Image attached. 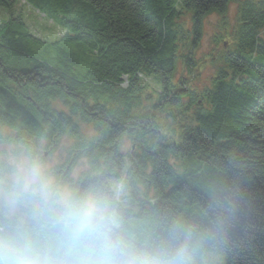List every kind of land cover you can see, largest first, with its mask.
I'll return each mask as SVG.
<instances>
[{
  "label": "trees",
  "instance_id": "obj_1",
  "mask_svg": "<svg viewBox=\"0 0 264 264\" xmlns=\"http://www.w3.org/2000/svg\"><path fill=\"white\" fill-rule=\"evenodd\" d=\"M26 1L66 33L49 43L31 35L20 15L0 23V188L12 173L6 148L42 160L43 143L69 137L74 159L86 160L89 171L69 180L65 169L63 183L109 196L126 253L264 264V0L240 2L233 47L217 58L211 85L182 93L177 85L185 82L173 81L181 37L193 35L194 48L204 17L224 14L231 0ZM13 6L0 0L2 9ZM149 77L159 85L150 94L154 118L149 84L141 83ZM124 136L139 142L130 154ZM111 182L130 190L128 203ZM24 197L29 218L0 206V236L20 233L52 264H75L57 203L37 209L31 194Z\"/></svg>",
  "mask_w": 264,
  "mask_h": 264
},
{
  "label": "rangeland",
  "instance_id": "obj_2",
  "mask_svg": "<svg viewBox=\"0 0 264 264\" xmlns=\"http://www.w3.org/2000/svg\"><path fill=\"white\" fill-rule=\"evenodd\" d=\"M241 1L242 0H231L227 5V10L224 14H219L217 12L207 14L202 22L201 38L196 44L194 43V48L191 46L193 35L181 37V48L178 52L179 60L176 71L173 75V81L176 76H180L185 82L182 85H177V90H181L179 93L186 92L190 89L202 90L206 86L211 85V77L215 76L217 70L220 68V59L217 60V58L222 55L225 50H230L233 47V36L236 27L239 24V5ZM13 3L14 6L11 11L0 8V23L7 21L12 15H20L31 35L49 43L60 40L66 33V31L56 21L40 13L38 10L29 5L26 0H13ZM189 16L188 12L184 10V14L180 19V24L184 27L185 32L191 30ZM182 54H185L183 58L181 57ZM189 67H191L192 74L189 72ZM144 82L149 84V88L148 85H145L146 87L144 88V90L148 88L144 95L146 99L145 102H147V106L151 110L150 112H152L151 114L154 118L155 110L151 108L156 104L157 96L155 95V97H153L150 94L156 92L154 90L159 89V85L152 77H149L144 81L141 78V83L143 85ZM187 86H189V88H186ZM144 109L147 110V107L145 106ZM186 116H190V114ZM160 125L161 127L164 126L162 123H160ZM85 131L89 134L88 136L93 134L89 127L86 128ZM73 143L74 142L69 137H63L54 147H52L53 145L50 143L49 145L47 143H43L42 145V161L48 167L49 173L55 181L52 186L53 193L69 187L67 184L63 183V177L65 178V169L68 170L67 179L70 178L69 180H77L89 171L86 160L74 159L72 151ZM138 143L139 142L124 136L121 140L122 151L130 154V152H133L137 148ZM21 155H24V152L19 151L14 146L6 148L5 157L11 171H13V159L18 158ZM32 158L39 159V156L36 155ZM11 175L7 177V182L4 183L5 186L0 188V206L13 215L20 213L25 215L26 218H29L27 215L28 204L25 202L24 197L27 193L19 195L15 194L16 190L13 188L10 181ZM111 184L119 202L122 204L128 203L123 199L129 196L130 190L125 188L123 182H111ZM31 195L34 198V201H36L35 205L37 209L39 205H43V203H41L42 201L45 203L49 201L57 203V197L55 195H49L48 197H44L39 194Z\"/></svg>",
  "mask_w": 264,
  "mask_h": 264
},
{
  "label": "clouds",
  "instance_id": "obj_3",
  "mask_svg": "<svg viewBox=\"0 0 264 264\" xmlns=\"http://www.w3.org/2000/svg\"><path fill=\"white\" fill-rule=\"evenodd\" d=\"M12 168L10 181L16 195L57 197L65 225L66 247L69 253H78L75 264H184L183 253H177L168 262L126 253L122 241L116 237L118 218L103 190L90 188L77 193L65 188L53 193L55 181L48 167L29 155L13 159ZM0 264H52V261L38 255L27 236L17 233L0 236Z\"/></svg>",
  "mask_w": 264,
  "mask_h": 264
}]
</instances>
